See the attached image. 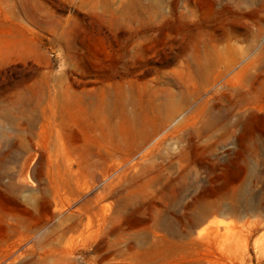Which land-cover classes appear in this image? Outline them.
Here are the masks:
<instances>
[{"label": "rangeland", "instance_id": "1", "mask_svg": "<svg viewBox=\"0 0 264 264\" xmlns=\"http://www.w3.org/2000/svg\"><path fill=\"white\" fill-rule=\"evenodd\" d=\"M0 264H264V0H0Z\"/></svg>", "mask_w": 264, "mask_h": 264}, {"label": "bare ground", "instance_id": "2", "mask_svg": "<svg viewBox=\"0 0 264 264\" xmlns=\"http://www.w3.org/2000/svg\"><path fill=\"white\" fill-rule=\"evenodd\" d=\"M227 198H228V195L225 193V194H223V193H221V196L219 197V199L217 200V202H214L215 204V207H217V210L218 211H220V213H223V214H225V213H227V214H231L232 212H234V208L233 207H231V206H224V203H225V201L227 200ZM252 204L253 205V200L251 199H249V204ZM202 206V208H204L205 210L206 209H208V206H207V203L206 204H203V205H201ZM206 219H202L201 221H199L198 222V224H202L204 221H205ZM213 230V229H212ZM214 230L215 231H218L219 230V225H215V227H214ZM213 230V231H214ZM220 231V230H219ZM219 233V232H218ZM202 236V235H201ZM225 248V247H224ZM211 262V261H210ZM212 263H213V261H212Z\"/></svg>", "mask_w": 264, "mask_h": 264}]
</instances>
